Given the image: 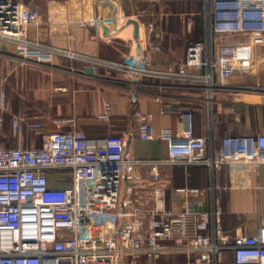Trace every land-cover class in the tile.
Segmentation results:
<instances>
[{"label":"crops","instance_id":"1","mask_svg":"<svg viewBox=\"0 0 264 264\" xmlns=\"http://www.w3.org/2000/svg\"><path fill=\"white\" fill-rule=\"evenodd\" d=\"M14 1L37 9L39 22L27 29V37L54 51L52 58L39 66L50 69L59 78L49 91L50 98L37 99L34 103L22 102L19 89L17 96L10 99L5 89L8 112L4 122L8 125L0 128V141L5 143L3 139L8 137L6 145L31 148L42 143L40 136L26 129L20 139L14 138L10 127L13 117L46 122L49 118L71 116L89 139L122 137L127 152L139 161L165 160L168 142L161 139V133L169 131L171 143H178L185 115L190 119L193 135L207 137L213 147H218L228 136L264 135V91L260 87L264 83V34L212 36L210 57L216 69L209 86L191 79L163 78L138 79V84L133 85L130 74L110 65L126 66L131 59L134 65L151 72L177 70L184 61L187 42L206 39L201 1ZM136 15L145 28L153 25L148 36L147 28L145 32H138L139 40L134 38L137 23L133 16ZM0 62L8 73L14 74V81L20 70L37 67L17 53L13 45L3 41H0ZM88 68L91 74H87ZM81 86L85 88L74 89ZM103 102L111 106L109 124L97 120ZM169 108L179 112H161ZM136 112L149 116L148 140L138 137ZM54 132V127L48 125L43 134ZM147 169H140L142 184L135 185L130 194L125 191L128 184L121 183L120 197L131 201L127 211L140 210L147 215L154 209L156 184L151 182ZM158 172L161 181L157 186L164 191L165 209L180 211L186 198L200 200V210H209L213 204L221 207L220 221L226 234L247 237L256 234L258 222L264 218V164L222 166L212 174L201 166L164 167ZM47 177L52 188L70 186L68 173L51 172ZM210 186L213 192L208 190ZM216 187L227 190L219 194ZM177 188L206 192L186 197L176 193ZM165 257L182 258L186 264L179 255H159L154 259ZM225 258L230 261V254ZM141 261L148 260L138 262Z\"/></svg>","mask_w":264,"mask_h":264},{"label":"built area","instance_id":"2","mask_svg":"<svg viewBox=\"0 0 264 264\" xmlns=\"http://www.w3.org/2000/svg\"><path fill=\"white\" fill-rule=\"evenodd\" d=\"M199 1L204 5L206 39L187 42L184 61L177 70L151 72L131 59L126 66H110L137 79H191L211 85L216 69L210 57L212 36L264 34V0ZM133 19L138 32L146 28L147 36L152 32L153 25L145 28L139 15ZM38 22L36 8L0 0V41L13 45L29 62H47L54 53L28 39L27 29ZM260 87L264 91V83ZM7 112L0 89V128ZM161 112L179 111L169 108ZM110 117L111 106L103 102L97 120L109 124ZM134 117L138 137L148 140L149 116L136 112ZM48 125L55 132L45 135ZM10 127L14 138L20 139L26 129L40 136L42 143L31 148L0 146V264H136L159 255H179L186 264H264V218L254 236L228 235L221 225V207L213 204L209 210H200V200L186 198L180 211L168 210L162 204L164 191L157 186L159 168L201 166L212 174L222 166L264 164V135L228 136L213 147L207 137L193 135L185 115L178 143H171L169 131L161 133V139L168 142L167 158L139 161L127 152L122 137L89 139L71 116L46 122L13 117ZM142 167L148 168L151 182L156 184L154 209L147 215L127 211L131 201L120 197L121 183L128 184V194L135 185L141 186ZM51 172L68 173L70 186L50 187L47 174ZM216 188L219 194L227 190ZM175 192L188 197L206 191L177 188ZM226 254L231 256L229 262Z\"/></svg>","mask_w":264,"mask_h":264},{"label":"rangeland","instance_id":"3","mask_svg":"<svg viewBox=\"0 0 264 264\" xmlns=\"http://www.w3.org/2000/svg\"><path fill=\"white\" fill-rule=\"evenodd\" d=\"M26 2V1H25ZM25 4V3H24ZM35 8V7H34ZM52 58V57H51ZM50 58V59H51ZM37 58L36 60H38ZM31 60H33L31 58ZM43 60V59H42ZM34 66H37L35 68H26V71H21L18 72V84H17V79L14 81L13 76L14 74H10L6 71L5 68L1 65L0 62V89L3 90L5 93V89L9 92V97L10 99H14V97L17 96V93L20 90V93L22 94L19 99L23 102H37V99L39 100H45L50 98L49 91L50 89L53 88L55 85V82H58L59 77H56V74L54 72H51L50 69L40 67L39 64H42V61H35L32 62ZM8 74V76H7ZM10 78L9 80L7 79ZM54 77V78H53ZM109 77V76H107ZM69 82V79L67 80ZM15 83V85H14ZM63 83H65L63 81ZM85 88V87H84ZM82 86L80 87H75L74 89L78 90H83L84 89ZM19 89V90H18ZM74 90V91H76ZM71 91H73V88L71 87ZM6 98V97H5ZM42 107V106H41ZM47 107V106H46ZM49 108V107H48ZM8 125V122H4V126L6 127ZM2 139V137H1ZM8 137H4L3 140H5V143L0 141V146L1 147H11L6 145L9 140H7ZM7 141V142H6ZM227 261V260H226ZM229 262V261H227ZM137 264H184L183 259L181 258H172V257H165V258H160V259H154V260H148V261H141L138 262Z\"/></svg>","mask_w":264,"mask_h":264},{"label":"water","instance_id":"4","mask_svg":"<svg viewBox=\"0 0 264 264\" xmlns=\"http://www.w3.org/2000/svg\"><path fill=\"white\" fill-rule=\"evenodd\" d=\"M113 26H115V23H113ZM134 28H135L134 38H135V40H136V39H138V29H137V25H135ZM86 72H87V74H91V73H92V71H91L90 68H88V69L86 70ZM138 82H139V80H138L137 78H132V84H133V85H137ZM134 96H135V94L133 93V94H132V97L134 98ZM89 194H92V192H90Z\"/></svg>","mask_w":264,"mask_h":264}]
</instances>
